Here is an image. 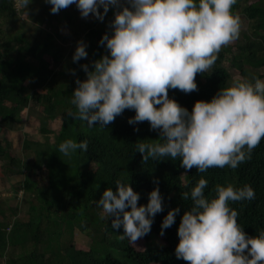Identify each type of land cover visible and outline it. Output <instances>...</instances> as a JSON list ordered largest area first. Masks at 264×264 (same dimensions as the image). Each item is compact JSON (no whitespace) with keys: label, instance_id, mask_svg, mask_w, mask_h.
Returning <instances> with one entry per match:
<instances>
[{"label":"trees","instance_id":"trees-1","mask_svg":"<svg viewBox=\"0 0 264 264\" xmlns=\"http://www.w3.org/2000/svg\"><path fill=\"white\" fill-rule=\"evenodd\" d=\"M261 1L237 0L233 10L236 12L240 9L239 3H244L241 12L253 22V34L244 35L245 43L236 44V53L230 58L225 54L230 47H222L212 68L196 74L198 90L184 92L170 88V97L189 111L195 101L210 100L220 88L232 82L227 66L222 64L228 60L242 76L253 81L256 77H264V73L255 71L264 69V5ZM42 12L39 20L50 22V14L46 10ZM59 12L67 27H71L73 14L67 8ZM15 16L12 0H0V19L10 23ZM113 18L114 9L110 7L103 21L95 18L91 23L83 24L78 37L88 45V60L80 58L73 61L72 53L69 63L75 73L59 70L62 63L60 48L54 44V40L60 38L57 31L46 32L41 43L38 36L34 39L25 37L22 25L10 33L0 26V125L12 128L18 111L32 105L39 107L43 122L60 119L52 143L47 136L43 143L22 140L24 150L34 151L33 162L19 160L7 147L0 145L1 173L5 176L23 175V193L37 202H29L27 221L14 220L8 226V223H2V219H6L5 211L16 214L18 210L17 207L9 209L0 199V257L8 247L24 249L5 264H189L175 255L179 241L177 228L183 212L192 204L191 198L183 197L182 193L189 191L200 176L209 180L205 194L212 196L217 183H230L235 187L250 183L255 189V198L230 201V205L238 210V222L246 233L257 235L264 228V139L253 150L251 159L241 162L238 167L225 165L198 172L195 166L185 169L180 157L143 161L136 145L143 139H157L159 133L150 128L147 120L130 124L128 118L135 115L134 109H125L105 127H101L98 121L89 127L86 121L68 114L70 110H77L71 103L73 90L77 87L75 80L77 77L86 78L80 65L88 63L91 68L90 62L107 52L98 41ZM136 128L139 130H134ZM40 130L53 134L52 129L45 126ZM66 138L78 142L87 139L88 149H77L71 157L65 156L58 145ZM42 168L46 170L45 186H40L36 179ZM117 179L129 182L140 193L138 206L147 204L148 193L157 183L164 198L163 211L155 214L151 230L134 242L122 236V225L112 227L114 217L107 218L108 214L96 203L106 188L111 187L115 191ZM174 207L180 208L176 220L161 235L163 217ZM74 228L84 234L93 231L90 235L93 242L89 248L73 242ZM54 232H58L56 240L52 238ZM67 233L71 237L65 245L62 236ZM30 243L32 249L27 250Z\"/></svg>","mask_w":264,"mask_h":264},{"label":"clouds","instance_id":"clouds-1","mask_svg":"<svg viewBox=\"0 0 264 264\" xmlns=\"http://www.w3.org/2000/svg\"><path fill=\"white\" fill-rule=\"evenodd\" d=\"M12 2L18 15L23 9L27 14L32 0ZM46 2L52 13L75 4L82 17L92 14L100 21L110 7L114 9V18L98 41L107 52L92 60L91 68L88 63L80 65L86 78L75 80L71 103L77 110H70V116L89 127L97 121L105 127L125 109H134L130 124L147 120L159 133L157 139H143L136 145L143 161L180 157L185 169L195 166L198 172H206L210 167L236 168L251 159L264 139V79L237 76L210 100L195 101L191 111L169 96L170 88L198 90L196 74L212 68L222 46L239 37L241 18L233 10L237 0ZM87 47L79 40L72 60L87 57ZM58 147L71 157L77 149L86 151L88 140L66 138ZM115 184V191L106 188L96 203L107 218L114 217L112 227L122 225V236L134 242L151 230L155 214L163 211L164 198L157 183L148 193L147 204L138 206L140 193L129 182L117 179ZM208 184L200 176L182 193L192 204L180 218L175 255L189 264H264V228L257 235L246 233L238 222V210L230 205V201L254 199L255 189L250 183L241 187L217 183L212 196L205 194ZM179 211L171 208L163 217L161 235Z\"/></svg>","mask_w":264,"mask_h":264},{"label":"rangeland","instance_id":"rangeland-1","mask_svg":"<svg viewBox=\"0 0 264 264\" xmlns=\"http://www.w3.org/2000/svg\"><path fill=\"white\" fill-rule=\"evenodd\" d=\"M261 3L262 5H264V0H262ZM243 4V2H240V9L236 10L241 18L240 35L236 40L227 44L230 47L229 52L225 53L228 58L236 53V44L243 45L245 43V39L243 38L244 35L253 34V22L247 20L244 14L241 12ZM26 8L27 14L23 9L18 15L15 16V20L13 22L8 23V21H6L5 19H0V26L3 31H7V33H10L11 31L19 30L22 25L24 27L25 37L34 39L36 36H38L41 43L46 32L57 31L60 35V38H56L54 40V44L60 48L62 63L59 70H65L66 73H72L71 70L73 68L69 63V60H71V54L74 52L77 46V42L79 41L78 32H81V27L84 23H91L95 19V17H93L92 14H89V17L87 18L82 17L76 5L72 4L66 8L69 13L73 14L74 20L71 27H67L66 21L61 18L60 12H50L49 9L51 8V5L47 3L46 0H32V2L27 5ZM43 10H46L50 14V17H48V20L50 22H45V20L41 22V20H39L43 16ZM23 12L25 13L24 15H22ZM56 17H58L59 20H56ZM82 58H84L85 61L88 60L87 57ZM230 63V60L222 62L223 65L227 66L229 74L231 75V79L233 81L237 76H240V74L238 69L232 67ZM255 71L259 74L264 73V69L262 68L256 69ZM262 79H264V77ZM18 113L19 114H17V121L12 128L0 126V145L2 147H7L9 149V152L15 155L19 160L33 162L35 158L34 151L24 150L22 148V140H38L43 142L44 137L46 135H49V140L51 142L53 140L52 138H54V134L58 132V118L49 120L48 122H43V114L40 113L39 107L35 105L28 106V108L26 109H20ZM44 126L46 129H52L53 134L42 133L40 128L42 129L44 128ZM1 161L2 160L0 159V166ZM2 173L0 172V199L1 201H4L5 205L9 209L17 207L18 210L16 214L12 213L11 211H5L6 219H2V223L6 222L9 226L14 220L25 222L29 217V202H32L34 204H36L37 202L33 198H27L22 192L21 184L23 176H5ZM37 177L38 178L36 179L38 184L40 186H45L47 183L45 168H42L37 172ZM52 218L54 220H57V218L55 217ZM42 227H44V224L42 225ZM57 233L58 232H54L52 236L54 240L58 238ZM92 233L93 231L91 233L89 232L87 234H84L78 231V229L74 228L73 242L77 243L83 248H89L93 242L92 237L90 236ZM70 237V234H64L62 236L63 244L66 245L65 241L67 239L69 241ZM52 246L55 247L56 245L52 243ZM31 247L32 246L30 243V246L28 245L27 250H31ZM23 251L24 249L20 246L8 247L7 251L4 254V257H0V264H5L8 259L17 257Z\"/></svg>","mask_w":264,"mask_h":264}]
</instances>
